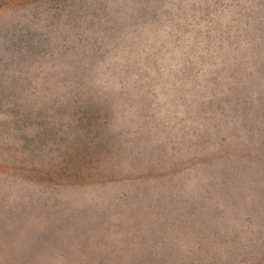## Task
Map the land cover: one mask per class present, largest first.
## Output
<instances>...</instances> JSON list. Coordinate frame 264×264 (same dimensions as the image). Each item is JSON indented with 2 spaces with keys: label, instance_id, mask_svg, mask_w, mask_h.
<instances>
[{
  "label": "rangeland",
  "instance_id": "1",
  "mask_svg": "<svg viewBox=\"0 0 264 264\" xmlns=\"http://www.w3.org/2000/svg\"><path fill=\"white\" fill-rule=\"evenodd\" d=\"M0 264H264V0H0Z\"/></svg>",
  "mask_w": 264,
  "mask_h": 264
}]
</instances>
